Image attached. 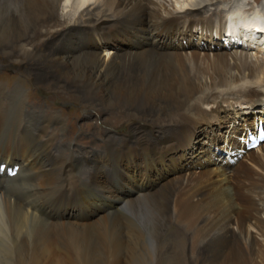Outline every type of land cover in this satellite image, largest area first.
<instances>
[{
    "label": "bare ground",
    "instance_id": "6f19581e",
    "mask_svg": "<svg viewBox=\"0 0 264 264\" xmlns=\"http://www.w3.org/2000/svg\"><path fill=\"white\" fill-rule=\"evenodd\" d=\"M70 1L0 0V52L107 115L103 144L91 165L53 99L0 82V264H264V145L236 139L264 118V47L221 42L227 17L233 36L262 21L229 17L233 0Z\"/></svg>",
    "mask_w": 264,
    "mask_h": 264
},
{
    "label": "rangeland",
    "instance_id": "374dc122",
    "mask_svg": "<svg viewBox=\"0 0 264 264\" xmlns=\"http://www.w3.org/2000/svg\"><path fill=\"white\" fill-rule=\"evenodd\" d=\"M239 1H240L239 7L242 10L251 11V12L249 11L250 14H246V15L259 17L260 21L264 19V13L262 12L260 13L261 10H264V0H233L231 3L220 2L218 4L220 7H224V6H225L224 8L228 7L226 12H229V10H231L229 9V7L232 5H235V7L238 6L237 3ZM260 1H262L261 4H260ZM173 3H174L175 8L177 9H180L183 5V1L173 0ZM214 6L216 5L214 4ZM83 9L84 7H81V5L79 4V0H71L69 5H67V7L63 10L66 12H72V13H75V11H77L76 16H75L77 17L78 14L81 13V11H83ZM252 11H255V12H252ZM232 16L233 15L229 17H232ZM221 42L224 45H229L228 43L223 42L222 38H221ZM260 47H264V46H260ZM128 48H129L128 43L127 44L118 43L117 48H115L113 51H120V50H124ZM12 64H20L21 69L18 71L17 70L14 71L12 68H10V65ZM28 65L29 63L26 62V60H23V61L16 60V59L11 60V59L5 58L0 52V82H4L7 85L6 89L12 88L13 85L17 82H21V84L23 85L25 89L29 90L31 93L33 92L35 93L34 95H36V97L39 98L38 99L39 104L45 105L46 102L51 101L53 99L52 101L53 106H55L56 108H59L61 111V114L66 117V120H67L66 125L68 126L67 128L70 130L69 134L71 136L70 138L73 140V144L75 142L77 144V145L74 144L75 147H78L83 150V153H84L83 157L85 158V160L89 161L90 164L92 165V162L97 160L96 154L99 152V150H101V146L103 144L101 140V133H100V129L103 127L102 121L104 119H107L108 116L107 115L101 116L99 113V110H100L99 108L98 110H95V111L86 110L85 108L82 107V105L80 104L78 105L77 103L72 102L70 99V94L65 96V99L61 101L62 103L58 100L57 96L54 93H51L52 97L50 94H46V93L40 94V92L37 89H35V86L31 85L32 78L30 79V77H25V75L22 74V70L28 67ZM33 105H35V103H33ZM242 107H246V106H242ZM14 123L15 121L11 122L12 124V125L10 124L11 127H13V125L14 127L16 126ZM123 123L124 121L122 120V122L118 123V125L116 124L113 125V127L116 128L114 129L115 134L120 138L125 137L128 131V125L126 128L121 127L122 125H124ZM85 125H91V126L84 127ZM22 128L24 127L22 126ZM15 136L17 138H20V134L18 135V133L16 134L14 132L11 133L12 138H14ZM78 139H81L82 145H78L77 143ZM218 145L220 147L222 145L224 146L225 139H221ZM18 161H19L18 159L15 160L16 163H18ZM139 167L140 169H142L141 165ZM223 169L227 171L226 168H223ZM126 191H127V188H123L119 192L123 194V192H126ZM95 219L96 218H93V220ZM158 219H159L158 213L154 211L152 207H150L149 204L143 203L139 211V221L142 224V226L144 228L152 227L154 222L156 223L158 222ZM146 224L150 226L148 227V225ZM170 233L171 234H168V235L171 240L173 241L177 240V242L182 240L180 236H177L174 234V230ZM152 244L154 246H151L150 252H155L156 251L155 245H157V241L156 240L152 241ZM156 263H157L156 261L154 262L151 261L148 264H156Z\"/></svg>",
    "mask_w": 264,
    "mask_h": 264
}]
</instances>
